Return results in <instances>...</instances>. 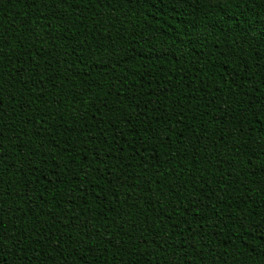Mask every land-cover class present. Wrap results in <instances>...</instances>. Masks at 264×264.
<instances>
[{"label":"trees","instance_id":"16d2710c","mask_svg":"<svg viewBox=\"0 0 264 264\" xmlns=\"http://www.w3.org/2000/svg\"><path fill=\"white\" fill-rule=\"evenodd\" d=\"M0 264H264V0H0Z\"/></svg>","mask_w":264,"mask_h":264},{"label":"rangeland","instance_id":"374dc122","mask_svg":"<svg viewBox=\"0 0 264 264\" xmlns=\"http://www.w3.org/2000/svg\"><path fill=\"white\" fill-rule=\"evenodd\" d=\"M209 2L215 3L218 2L219 0H208Z\"/></svg>","mask_w":264,"mask_h":264}]
</instances>
